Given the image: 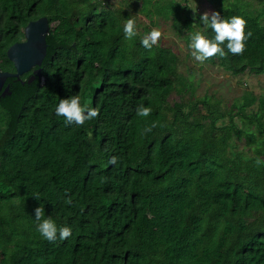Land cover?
Returning <instances> with one entry per match:
<instances>
[{"label":"trees","instance_id":"trees-1","mask_svg":"<svg viewBox=\"0 0 264 264\" xmlns=\"http://www.w3.org/2000/svg\"><path fill=\"white\" fill-rule=\"evenodd\" d=\"M207 1L245 15L252 35L243 54L205 63L263 75L264 0ZM132 14L140 32L128 40ZM41 17V74L8 78L0 98V264H264V93L226 105L200 96L171 47L140 43L162 21L187 46L204 30L188 0H0L2 71H15L6 51ZM75 93L98 117L77 126L55 115ZM141 103L149 116L136 114ZM39 205L72 235L44 239Z\"/></svg>","mask_w":264,"mask_h":264},{"label":"clouds","instance_id":"clouds-1","mask_svg":"<svg viewBox=\"0 0 264 264\" xmlns=\"http://www.w3.org/2000/svg\"><path fill=\"white\" fill-rule=\"evenodd\" d=\"M201 28L204 30H194L190 33L188 41V51L190 56L200 63H205L209 58L219 55L225 57L229 53L243 54L247 41L252 33L246 30L248 20L245 15L235 14L229 17L222 16L219 11L204 12L199 17ZM124 37L132 40L139 32L137 14H132L124 18L122 24ZM162 31L159 26H154L146 31L140 38V43L147 49H152L159 42ZM79 93L61 98L55 105L54 111L57 117H64L66 124L84 125L86 121H91L100 114V106H92L82 103ZM138 116L147 117L153 111L150 104H139L136 106ZM154 126V125H153ZM152 126L146 127L144 132H150ZM119 157L112 155L110 163L115 165ZM256 163L264 165V157L257 156ZM71 202V198H67ZM35 219L38 221L36 228L40 235L48 240H64L72 235L73 229L68 224L58 225L51 215H45L43 206L35 208Z\"/></svg>","mask_w":264,"mask_h":264},{"label":"rangeland","instance_id":"rangeland-1","mask_svg":"<svg viewBox=\"0 0 264 264\" xmlns=\"http://www.w3.org/2000/svg\"><path fill=\"white\" fill-rule=\"evenodd\" d=\"M112 2L117 3V0H112ZM188 5L192 10L193 16L195 14L201 15L204 12H211L212 10L207 0H188ZM143 20V25H147L148 27V21ZM155 26H159L162 31L159 39L160 44L171 47L178 55L179 72L184 77H188L194 84L198 95L213 96L226 105L240 98L245 91H251L256 95L264 93V74L255 75L246 72L244 75L234 77L216 64L195 61L189 54L182 33L173 29L170 23L157 21ZM176 99L177 97L172 95L169 101L173 102Z\"/></svg>","mask_w":264,"mask_h":264},{"label":"water","instance_id":"water-1","mask_svg":"<svg viewBox=\"0 0 264 264\" xmlns=\"http://www.w3.org/2000/svg\"><path fill=\"white\" fill-rule=\"evenodd\" d=\"M48 32L49 24L46 17L30 21L24 28V40L12 44L7 49L6 56L12 62L15 71H2L0 68V98L11 94L9 86H5L8 78L16 79L24 84L21 76L33 70L26 80L27 84H30L36 76L41 74L40 67L46 56Z\"/></svg>","mask_w":264,"mask_h":264},{"label":"flooded vegetation","instance_id":"flooded-vegetation-1","mask_svg":"<svg viewBox=\"0 0 264 264\" xmlns=\"http://www.w3.org/2000/svg\"><path fill=\"white\" fill-rule=\"evenodd\" d=\"M22 41H23V40H21V41H19V42H22ZM32 71H33V70L30 71V72H31V73H30V76H31V74H32Z\"/></svg>","mask_w":264,"mask_h":264},{"label":"bare ground","instance_id":"bare-ground-1","mask_svg":"<svg viewBox=\"0 0 264 264\" xmlns=\"http://www.w3.org/2000/svg\"><path fill=\"white\" fill-rule=\"evenodd\" d=\"M1 29V28H0ZM1 32V31H0Z\"/></svg>","mask_w":264,"mask_h":264}]
</instances>
